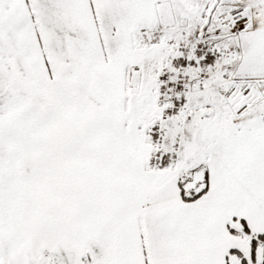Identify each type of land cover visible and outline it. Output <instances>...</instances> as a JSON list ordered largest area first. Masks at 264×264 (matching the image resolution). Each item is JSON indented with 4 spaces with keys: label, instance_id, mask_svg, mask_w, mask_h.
I'll return each instance as SVG.
<instances>
[{
    "label": "snow or ice",
    "instance_id": "6c2138e0",
    "mask_svg": "<svg viewBox=\"0 0 264 264\" xmlns=\"http://www.w3.org/2000/svg\"><path fill=\"white\" fill-rule=\"evenodd\" d=\"M0 264H264V0H0Z\"/></svg>",
    "mask_w": 264,
    "mask_h": 264
}]
</instances>
